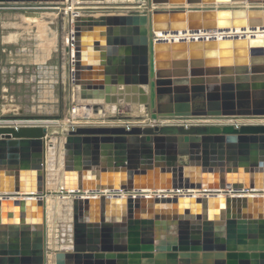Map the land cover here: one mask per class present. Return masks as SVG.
<instances>
[{
  "label": "water",
  "instance_id": "1",
  "mask_svg": "<svg viewBox=\"0 0 264 264\" xmlns=\"http://www.w3.org/2000/svg\"><path fill=\"white\" fill-rule=\"evenodd\" d=\"M147 1L206 8L75 15L70 85L81 102L149 107L153 121L264 117V37L161 38L264 30V0ZM234 5L246 8H224ZM47 134L43 126L0 128V264H46ZM65 135L72 246L55 264H264V124L75 127Z\"/></svg>",
  "mask_w": 264,
  "mask_h": 264
},
{
  "label": "rangeland",
  "instance_id": "2",
  "mask_svg": "<svg viewBox=\"0 0 264 264\" xmlns=\"http://www.w3.org/2000/svg\"><path fill=\"white\" fill-rule=\"evenodd\" d=\"M147 0H145L146 2ZM148 2V1H147ZM49 7L37 8L36 10L29 11H16L22 14L23 16H28L30 18V36H31V46L35 51L46 50V51H54L55 48L58 52L61 53L62 58L65 56L66 60L65 64L59 68L61 73L60 82L58 78L54 81L50 79L49 81H45L47 79H42L39 82L38 73L34 77H37L35 82L30 84V88L28 90H15L13 91V95H11L10 91H7L5 95H3L1 99V107H0V115L2 117V122H14L18 124H34L37 126L47 127L49 130V137L56 138L57 146L62 145V151L65 152L64 146L67 136L65 132L71 130L75 127H145L152 125L151 119V110L147 107L146 112H141L139 105H126L119 104L114 107L115 112H108V117H97L96 115L92 116L93 111H99L100 109H106L110 107L105 103L100 102H81L79 98L78 92L74 89L75 87L70 85V69L68 67L69 62V49L66 36L69 32V17L66 13V5L64 6H56V5H46ZM55 6V7H52ZM89 6V7H88ZM93 5L87 6H74V11L82 12L83 14L90 13H113L116 14L126 8H123V2H114L107 5L94 7ZM149 8V5L148 7ZM144 9L143 12L138 10L130 12L129 15H139V14H149L148 9ZM65 10V11H64ZM11 12V10L1 9L0 10V19L1 15L4 12ZM17 18V16H16ZM14 25V24H13ZM10 31L14 30V33H17L16 26L13 28H9ZM4 32V30L0 29ZM35 60L32 61L34 63ZM39 65H36L35 68H39ZM33 68V66H32ZM31 72V77H32ZM16 79V78H15ZM21 81V75L17 78ZM58 82L54 84L53 82ZM74 87V88H73ZM13 96V97H12ZM13 103V104H12ZM91 104V105H90ZM95 105L96 107H94ZM82 108V111L75 112L78 107ZM86 106H91L93 108L89 114H85L83 108ZM102 107V108H101ZM100 108V109H99ZM129 110H128V109ZM138 112V113H137ZM92 117H91V116ZM87 117V118H86ZM89 117V118H88ZM217 119V118H210ZM237 124L234 125H243V124H264V117L257 118H231ZM205 119H166L162 120L165 123H173V124H194L198 122V124H202ZM211 120V121H212ZM139 121V122H138ZM161 121V122H162ZM214 121V120H213ZM217 121V120H216ZM177 122V123H176ZM200 122V123H199ZM248 122V123H247ZM253 122V123H252ZM240 123V124H239ZM4 124V123H3ZM142 124V125H141ZM220 125V124H218ZM229 125V124H227ZM233 125V124H231ZM55 163L59 155H55ZM48 159V158H47ZM64 159V158H63ZM60 160V159H59ZM46 187L48 196L51 193H54L52 198V203L47 208V218H46V250L48 254L53 253L57 254L61 249H55L56 240L64 239V245L68 244V234H67V226L73 225V216L72 220L69 219V213L67 207V203L72 201V199H61L56 202L55 200L59 199V195L56 194L57 191H52V186H59L60 181V167L57 163L55 164V168L47 169L49 160H46ZM60 164V163H59ZM50 167V166H49ZM48 167V168H49ZM55 170V171H54ZM59 171V172H58ZM58 172V173H57ZM57 175V176H56ZM59 175V177H58ZM58 178V179H57ZM55 182V183H54ZM54 184V185H53ZM47 196V198H48ZM54 203V204H53ZM59 203V204H58ZM66 203V204H65ZM72 206V202H71ZM55 240L54 244L52 240ZM51 241V242H50ZM60 243V240H59ZM53 247V251L51 248ZM62 248V247H60Z\"/></svg>",
  "mask_w": 264,
  "mask_h": 264
},
{
  "label": "bare ground",
  "instance_id": "3",
  "mask_svg": "<svg viewBox=\"0 0 264 264\" xmlns=\"http://www.w3.org/2000/svg\"><path fill=\"white\" fill-rule=\"evenodd\" d=\"M119 1L123 2V5H124L123 8H126V9L125 10H122V11L116 13V14H113V13H94V14L93 13H90V14H83L82 12L74 11V6H79L80 7V6H83V5L84 6L93 5L94 7H97V6L107 5V4L114 3V2H119ZM55 5L56 6H60V7L66 5V13H67V15L69 17V21L71 20L70 21V26L73 28V23H74V20H75V17L76 16H80V17H82V16L83 17H100V16H114V15L126 16V15H129L130 12H133V11H136V10H138L140 12H143L144 9H146L148 7L149 3L147 1L145 2V0H106L103 3H92V2L87 3V2H81L80 0H73V2H72L70 0L69 2H66L64 4L62 3V4H55ZM94 7H93V9H94ZM211 7L212 8H216V7H213V6H211ZM179 8H183L184 10L189 11V10H200V9L203 10L206 7H203V6H199V7H197V6H192V7H187V6H185V7H170V6H155V5H152V6H149V8H147V9L149 10V12L153 13L156 10H173V9H179ZM224 8H226V9H234V8H246V7H244L243 5H241V6L240 5H234V6H224ZM254 8H257V7H254ZM261 8H264V7H261ZM72 33L73 32L70 29L69 32H68V34H67V36H66V39H65V40H67L68 46H69L70 35L72 36ZM224 34L225 35L233 34L236 37L246 36L247 38H250V37L256 36V37H262L263 38L264 37V30L237 31L236 33H233V32H231V33L224 32L223 34H214V33H212L210 35H203L201 33H188V34H177V35H175L173 37H171V36H166V37L163 36V37H161L162 35H158V36H160L161 38H166L167 40H171V41L172 40L173 41H181V40H184V39H186V40H199V39H202V38H210V37H213V36L220 37L221 35H224ZM69 49H70V47H69ZM69 62H70V57H69ZM70 77H71V71H70ZM74 89L76 90V88H74ZM139 108H140V111L141 112H146V110H147V107H144V106H141ZM79 109L82 111V108H79ZM92 109L93 108H91V110ZM115 110L116 109H114V107H111V106L110 107H107L106 109H100L99 111H96V112L92 110V112H93L92 113V116L93 115H96L97 117H106L107 118L110 115V114L108 115V112L109 111L110 112H115ZM75 112L78 113L77 110H75ZM211 120L212 119H210V118H206L204 120L205 122H203L202 124H212V125H218V124H220V125L237 124V123H234L235 121L233 119H231V118H217L216 119L217 121L215 119H213L214 121L213 120L211 121ZM178 124H180V123H178ZM186 124L187 125H190L188 123H186ZM7 127H16V126L12 124V125H8V126H2L0 128H7ZM62 145L63 144H61L60 146H57V144H56V138H50L49 137V130H48V134H47V137H46V160H49L50 161L49 164H48V167L49 166L50 167L49 168L47 167V169L50 171V169L55 168V164L57 165V163H58V165L60 167V181H59V186L58 185L55 186L53 184L54 186L51 187V190L52 191H55L56 190L57 191L56 194L59 195V199L55 200L56 202H58V201L60 202L61 199H63V200L64 199H69V198L72 199L71 197H69V195H67L65 193H62L63 192V183H64V165H63L64 164V159H63L64 158V153L61 152L62 151ZM55 155L56 156L59 155V158H57L56 163L54 161L55 158H56ZM52 171H53V169H52ZM58 177H59V175H58ZM48 193H47V196L49 195ZM191 194H194V195L197 194L198 195V193H191ZM236 194L237 195L240 194L241 196H248V197L255 195L254 193L251 194V193H242V192L241 193L239 192V193H236ZM53 195H54V193H51V195L48 196V198H46L47 208H49L48 206L50 205V203L53 202L52 201V198H51V196H53ZM262 195H264V193H262ZM85 196H90V194L89 193H85ZM0 198H2V197L0 196ZM7 198H9V197H7ZM71 202L72 201L70 200V202L67 203V207H66L69 210L68 213H69V216H70L69 217L70 221L72 220V206H71ZM60 203H62V202H60ZM67 228H68V230H67V234H68V237H67L68 244L67 245H64V239H59L60 240V243H59V240H56V244H59V245L56 246L55 249H57V248L58 249H61V250H70L71 249V246H72V225L69 224L67 226ZM52 242L54 244L55 240L53 239ZM60 247H62V248H60ZM53 249L54 248L52 247L51 250L53 251ZM55 256H56V254H54V251L51 254L46 253V264H55Z\"/></svg>",
  "mask_w": 264,
  "mask_h": 264
},
{
  "label": "crops",
  "instance_id": "4",
  "mask_svg": "<svg viewBox=\"0 0 264 264\" xmlns=\"http://www.w3.org/2000/svg\"><path fill=\"white\" fill-rule=\"evenodd\" d=\"M18 14L19 12L14 10H11V12L5 11L0 19V29L4 30L0 33V107L2 104L1 99L7 91H10L13 95L15 90H28L30 84L37 80V77H34L37 72H39V82L46 77L45 81L50 79L54 81L58 78L60 82L61 73L59 68L65 64L64 59L66 60L65 56L63 59L56 48L54 51L33 50L30 36V18L22 14L18 18ZM13 24L17 28V33L9 29L10 27L13 28ZM33 60H35L34 63H32ZM36 65L40 67L36 69ZM67 65L70 69L69 62ZM20 75L21 81L17 79ZM53 83L57 84L58 82Z\"/></svg>",
  "mask_w": 264,
  "mask_h": 264
},
{
  "label": "built area",
  "instance_id": "5",
  "mask_svg": "<svg viewBox=\"0 0 264 264\" xmlns=\"http://www.w3.org/2000/svg\"><path fill=\"white\" fill-rule=\"evenodd\" d=\"M70 0H67V2H69ZM72 2H73V0H71ZM8 5H15V6H8ZM45 7H49V6H46V5H38V4H6V5H0V10L1 9H5V10H7V9H9V10H16V11H22V10H24V11H29V10H36L37 8H44V9H46ZM52 7H55V6H52ZM68 49H69V46H68ZM69 51H70V49H69ZM166 119H175V120H177L176 118H160V119H158L157 121H153L152 123V125H150V126H154V125H158V126H163V125H174L173 123H165V122H163L162 120H166ZM2 120V117H1V115H0V127H2V126H8V125H15L16 127H14V128H20V127H29V126H37V125H34V124H18V123H14V122H2L1 121ZM162 121V122H161ZM4 123V124H3ZM196 124H198V123H194V124H190V125H196ZM177 125H186V126H189V125H187V124H177ZM18 126V127H17ZM127 128H130V127H127Z\"/></svg>",
  "mask_w": 264,
  "mask_h": 264
}]
</instances>
